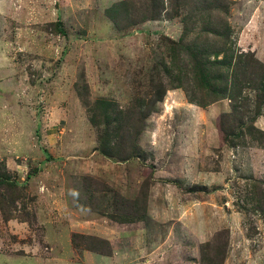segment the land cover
<instances>
[{"label":"rangeland","instance_id":"obj_1","mask_svg":"<svg viewBox=\"0 0 264 264\" xmlns=\"http://www.w3.org/2000/svg\"><path fill=\"white\" fill-rule=\"evenodd\" d=\"M0 264H264V0H0Z\"/></svg>","mask_w":264,"mask_h":264},{"label":"crops","instance_id":"obj_2","mask_svg":"<svg viewBox=\"0 0 264 264\" xmlns=\"http://www.w3.org/2000/svg\"><path fill=\"white\" fill-rule=\"evenodd\" d=\"M220 110H221L220 113H225L226 112V109H224V108L223 109H220ZM84 259H86V260H89L90 259L92 261L94 258L90 254H85L84 255Z\"/></svg>","mask_w":264,"mask_h":264}]
</instances>
